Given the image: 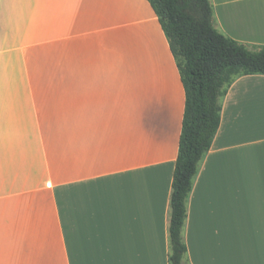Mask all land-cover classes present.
<instances>
[{"label":"crops","instance_id":"0c3cea01","mask_svg":"<svg viewBox=\"0 0 264 264\" xmlns=\"http://www.w3.org/2000/svg\"><path fill=\"white\" fill-rule=\"evenodd\" d=\"M264 45V0H211ZM186 94L148 0H0V264H170ZM188 201L185 264H264V75L239 77Z\"/></svg>","mask_w":264,"mask_h":264},{"label":"trees","instance_id":"16d2710c","mask_svg":"<svg viewBox=\"0 0 264 264\" xmlns=\"http://www.w3.org/2000/svg\"><path fill=\"white\" fill-rule=\"evenodd\" d=\"M169 41L186 94L169 225L170 264H185L188 201L221 125L223 99L242 76L264 75V45L218 31L211 0H148Z\"/></svg>","mask_w":264,"mask_h":264},{"label":"rangeland","instance_id":"374dc122","mask_svg":"<svg viewBox=\"0 0 264 264\" xmlns=\"http://www.w3.org/2000/svg\"><path fill=\"white\" fill-rule=\"evenodd\" d=\"M186 258H188V255L186 256Z\"/></svg>","mask_w":264,"mask_h":264}]
</instances>
